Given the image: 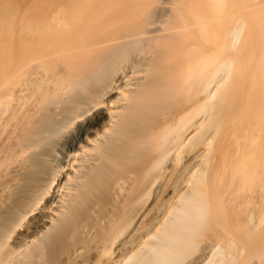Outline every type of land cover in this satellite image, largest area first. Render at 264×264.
Wrapping results in <instances>:
<instances>
[{
	"label": "bare ground",
	"instance_id": "6f19581e",
	"mask_svg": "<svg viewBox=\"0 0 264 264\" xmlns=\"http://www.w3.org/2000/svg\"><path fill=\"white\" fill-rule=\"evenodd\" d=\"M5 4L0 264H264V0Z\"/></svg>",
	"mask_w": 264,
	"mask_h": 264
},
{
	"label": "rangeland",
	"instance_id": "374dc122",
	"mask_svg": "<svg viewBox=\"0 0 264 264\" xmlns=\"http://www.w3.org/2000/svg\"><path fill=\"white\" fill-rule=\"evenodd\" d=\"M0 1L3 2L4 0H0ZM9 1H10V3L12 2V0H8V2H9ZM6 2H7V1H6ZM10 3H9V4H10ZM3 4H5V2L0 4L1 7H2L1 10H2V9L4 10V8L6 9V7L3 8V6H2ZM9 4L7 3V4H5V6H7V5H9ZM9 6H10V5H9ZM8 8H9V7H8ZM3 10H2V11H3ZM4 12H6V11H4ZM2 13H3V12H2ZM2 13H1V14H2ZM240 81H241V80H240ZM238 82H239V80H238ZM238 82H237V83H238ZM244 82H245V81H244ZM242 83H243V82H242ZM246 84H248V82H247ZM237 85H239V84H237ZM243 85H244V84H243ZM241 86H242V85H241ZM241 86H237V88H240ZM245 86H246V85H245ZM249 86L251 87V85H249ZM242 87H244V86H242ZM247 87H248V86H247ZM250 87H249V89H250ZM253 87H254V86H253ZM251 88H252V87H251ZM249 89H248V90H249ZM237 90H239V89H236V91H237ZM240 90H243V88L240 89ZM246 90H247V89L245 88V91H243V93L246 92ZM248 90H247V91H248ZM253 90H254V92H255V89H254V88H253ZM251 91H252V90H251ZM239 92H240V91H238V93H239ZM252 92H253V91H252ZM241 93H242V92H241ZM246 93H247V92H246ZM248 93H249V92H248Z\"/></svg>",
	"mask_w": 264,
	"mask_h": 264
}]
</instances>
